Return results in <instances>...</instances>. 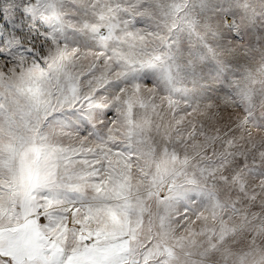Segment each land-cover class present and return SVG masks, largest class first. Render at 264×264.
I'll list each match as a JSON object with an SVG mask.
<instances>
[{
	"label": "snow or ice",
	"instance_id": "6c2138e0",
	"mask_svg": "<svg viewBox=\"0 0 264 264\" xmlns=\"http://www.w3.org/2000/svg\"><path fill=\"white\" fill-rule=\"evenodd\" d=\"M0 264H264V0H0Z\"/></svg>",
	"mask_w": 264,
	"mask_h": 264
},
{
	"label": "rangeland",
	"instance_id": "374dc122",
	"mask_svg": "<svg viewBox=\"0 0 264 264\" xmlns=\"http://www.w3.org/2000/svg\"><path fill=\"white\" fill-rule=\"evenodd\" d=\"M148 83H150V81H147ZM221 95H223V93H221Z\"/></svg>",
	"mask_w": 264,
	"mask_h": 264
}]
</instances>
